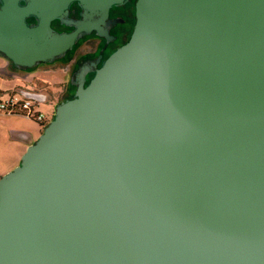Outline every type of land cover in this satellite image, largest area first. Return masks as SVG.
<instances>
[{"label":"water","instance_id":"obj_1","mask_svg":"<svg viewBox=\"0 0 264 264\" xmlns=\"http://www.w3.org/2000/svg\"><path fill=\"white\" fill-rule=\"evenodd\" d=\"M18 1L3 0L0 52L30 69L128 0ZM73 2L84 21L54 32ZM134 14L0 177V264H264V0H135Z\"/></svg>","mask_w":264,"mask_h":264},{"label":"flooded vegetation","instance_id":"obj_2","mask_svg":"<svg viewBox=\"0 0 264 264\" xmlns=\"http://www.w3.org/2000/svg\"><path fill=\"white\" fill-rule=\"evenodd\" d=\"M27 4L28 1H18L20 7ZM134 4L135 0H128L121 6L111 7L103 22L98 23V17L91 18L89 22L98 23L99 30H91L88 34L80 36L70 50L50 63H37L29 69L15 65L0 52V65L18 76L41 71L44 74L54 75L60 80L66 77V85L60 92L65 101L71 95L72 89L74 90L72 97L74 96L76 85L80 82L79 74L83 69H86L83 79L84 86H86L104 60L129 39L135 23ZM2 6L3 0H0V9ZM83 13L84 10L79 4L73 2L68 7L67 15L62 18V21L55 19L50 23V27L56 33H70L74 31V27L66 26L64 22L67 20L84 21ZM25 21L31 27L37 24L34 16L26 17Z\"/></svg>","mask_w":264,"mask_h":264},{"label":"crops","instance_id":"obj_3","mask_svg":"<svg viewBox=\"0 0 264 264\" xmlns=\"http://www.w3.org/2000/svg\"><path fill=\"white\" fill-rule=\"evenodd\" d=\"M7 71L0 65V100L11 93H17L24 98L34 96L37 110L42 112L40 106H46L49 111L42 112L49 121L57 104L64 99L61 91L65 87L64 80L57 79L54 75L37 72L18 76ZM40 125L26 120L20 116H0V177L17 167L21 156L27 147L32 145L40 136Z\"/></svg>","mask_w":264,"mask_h":264},{"label":"built area","instance_id":"obj_4","mask_svg":"<svg viewBox=\"0 0 264 264\" xmlns=\"http://www.w3.org/2000/svg\"><path fill=\"white\" fill-rule=\"evenodd\" d=\"M20 116L40 125L41 130L47 125L46 116L37 110L36 102L11 93L0 100V116Z\"/></svg>","mask_w":264,"mask_h":264},{"label":"rangeland","instance_id":"obj_5","mask_svg":"<svg viewBox=\"0 0 264 264\" xmlns=\"http://www.w3.org/2000/svg\"><path fill=\"white\" fill-rule=\"evenodd\" d=\"M8 71L11 72V73H14V72H12V71H10V70H7L6 72H5V71H2L1 74L6 75V73H9ZM56 71H57V70H56ZM56 71H55V72H56ZM40 72H41V71H40ZM36 73H37L36 71H33V72H31L30 74H31V75H34V74H36ZM59 74H60V73H59ZM64 82H67V81H66V77H64ZM65 85H66V83H65ZM73 91H74V90L72 89V90H71V95L68 97V99L72 98ZM40 109H41L42 112H44V113H47V111H49L48 108H47L46 106H43V105L40 106ZM50 120H51V119H50Z\"/></svg>","mask_w":264,"mask_h":264},{"label":"trees","instance_id":"obj_6","mask_svg":"<svg viewBox=\"0 0 264 264\" xmlns=\"http://www.w3.org/2000/svg\"><path fill=\"white\" fill-rule=\"evenodd\" d=\"M72 98H73V97H72ZM70 99H71V98H70ZM67 100H68V99H67ZM52 118H53V115H52L51 119H52ZM49 121H50V120H49ZM49 121H48V122H49ZM48 122H47V124H48Z\"/></svg>","mask_w":264,"mask_h":264}]
</instances>
